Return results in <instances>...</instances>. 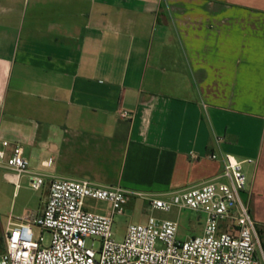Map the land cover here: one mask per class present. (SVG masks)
Instances as JSON below:
<instances>
[{"label":"crops","instance_id":"crops-1","mask_svg":"<svg viewBox=\"0 0 264 264\" xmlns=\"http://www.w3.org/2000/svg\"><path fill=\"white\" fill-rule=\"evenodd\" d=\"M0 137L42 210L54 177L168 197L220 175L212 154L253 159L264 228V0H0ZM1 209L0 252L29 215Z\"/></svg>","mask_w":264,"mask_h":264},{"label":"built area","instance_id":"built-area-1","mask_svg":"<svg viewBox=\"0 0 264 264\" xmlns=\"http://www.w3.org/2000/svg\"><path fill=\"white\" fill-rule=\"evenodd\" d=\"M122 117L130 114L123 112ZM210 158L221 160L220 175L168 197L135 193L121 186H99L90 180L52 178L41 214L9 222L0 264H264L258 226L250 202L244 198L250 193L244 165L255 161H241L230 154H212ZM0 169L16 188L26 176L35 191L45 185V175L31 170L23 146L2 137ZM134 197L145 201L151 215L146 223L129 224L124 241L117 242L115 216L123 214L125 204ZM89 199L105 202L107 210L89 206ZM174 210L205 216L203 233L182 240L178 221L152 215ZM35 226L42 232L38 239ZM45 231L51 234L48 242ZM89 238L99 239L100 248L88 247Z\"/></svg>","mask_w":264,"mask_h":264},{"label":"rangeland","instance_id":"rangeland-1","mask_svg":"<svg viewBox=\"0 0 264 264\" xmlns=\"http://www.w3.org/2000/svg\"><path fill=\"white\" fill-rule=\"evenodd\" d=\"M253 165L246 166L244 173L247 177V192H251L253 184V174H252ZM247 172V173H246ZM94 184L99 186H110L105 183H98L92 181ZM46 183L41 190H33L26 179H22L21 185L19 188H16L11 183L3 180L0 176V202L1 210L4 219L6 220L9 215L17 217L19 215L29 214L36 216L41 214L43 203L47 196L46 194ZM89 206L97 210H107V204L105 202L97 200H87L86 202ZM151 213L148 210V207L144 200L141 198H132L124 206V213L121 215H116L114 219L113 233L114 239L117 242H123L126 236L127 227L129 224H143L146 223ZM152 215L161 220H174L179 222V238L185 240L189 237L199 236L203 233L205 216L198 214L193 211L183 210L178 211L174 210L170 213H164L156 211ZM259 231V237L261 241V246L264 250V228L257 227ZM34 233L36 239L41 235V229L34 227ZM51 234L49 231H45L44 238L48 242L50 240ZM88 247L94 245L95 249H99L101 242L97 238H89L86 241Z\"/></svg>","mask_w":264,"mask_h":264},{"label":"trees","instance_id":"trees-1","mask_svg":"<svg viewBox=\"0 0 264 264\" xmlns=\"http://www.w3.org/2000/svg\"><path fill=\"white\" fill-rule=\"evenodd\" d=\"M258 233H259V231H258ZM263 236H264V233H263Z\"/></svg>","mask_w":264,"mask_h":264}]
</instances>
